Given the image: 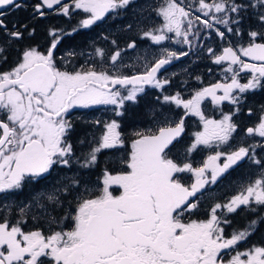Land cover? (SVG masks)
Segmentation results:
<instances>
[{
  "label": "snow or ice",
  "instance_id": "obj_1",
  "mask_svg": "<svg viewBox=\"0 0 264 264\" xmlns=\"http://www.w3.org/2000/svg\"><path fill=\"white\" fill-rule=\"evenodd\" d=\"M131 3L132 0H73L75 9L90 14L80 22L84 28L111 10L126 8ZM54 5H60L59 11L65 16L70 14L69 5L62 4L61 0H41L35 5L34 15L43 17L44 8L52 9ZM22 7H25L23 0H0V30L6 37L0 44V62H7L6 53L11 44L22 40L24 30H28L27 24L20 27L13 24L9 28L3 18L4 9ZM192 7L187 6L188 9ZM250 9L256 10L252 14L259 30L248 32L246 47L233 46L227 34H241V22ZM195 11L201 15H194L177 0H165L156 9L164 24L143 33L155 44L172 39L167 33H174L176 38H182L178 43L192 46L201 38L202 31L209 36L214 32L220 40L228 42L229 46L223 47L221 54L212 47H208L207 52L215 64L228 62L224 72L232 73L231 83L203 88L191 99H183L179 92L156 98L161 106L174 104L185 109V115H196L203 121L204 130L195 134L194 143L187 149L189 153L199 145L212 147L215 144L219 148L227 144L237 130L231 115L225 114L221 120L206 118L200 107L205 98L211 97L215 104L228 101L239 105L241 101L233 95L234 90L245 93L249 89L264 88V0H196ZM220 25L225 31L220 30ZM33 33L34 29L28 31L29 36ZM49 35L52 43L46 54L28 47L10 71L0 72V115L5 117L0 119V194H13L23 189L54 166L71 167L74 158L81 169L90 170L98 165L102 152L119 151L125 144L120 123L115 119L110 122L97 120L94 123L102 126L103 131L98 140L91 142L81 163L69 140L73 130L72 122L66 119L69 110L112 105L115 115L123 116L126 103H138V94L145 93V85L165 89L170 81L158 79L157 74L173 59L179 58L176 52L165 49L166 56L150 67L146 65V71L126 75L121 72L122 67H127L122 64L124 50L117 47L108 58L110 64L106 70L90 67L87 71H63L54 57L60 36L57 30H50ZM135 47V41L128 44L130 49ZM96 54L105 55L100 48L96 49ZM179 55L187 56L188 53ZM242 57L259 63H248ZM241 72L252 74L247 83L241 84L237 79ZM217 91H222L223 95L218 96ZM246 131L249 136L264 138V115L256 127ZM149 132L135 133L137 138L131 142V151L115 161L120 165L118 170L104 168L98 195H91L92 190L85 187L89 195L76 197L74 214L65 212L57 217L52 213L61 208L62 197L67 199L72 192L79 193L84 182L75 177L70 184L48 193L46 204L36 200L40 215L33 214L32 219L46 218L48 233L39 228L23 230L26 209L31 211L33 205L20 208L21 216L15 223L7 218L0 221V264H264V246L236 251L251 235L249 229L254 231L257 221H251L244 230L233 231L226 237L221 224L230 221L217 215V210L222 208L227 213H235L241 206L251 212L264 207V175L228 203L215 204L208 219L188 222L184 219L185 213L191 214L199 207L197 194L206 185L215 184L218 177L238 162L248 157L261 164L250 156L254 149L240 147L230 153L215 151L203 166L193 167L191 163L179 164L170 157L174 141L184 132L183 117L174 125ZM185 172L195 177L190 185L182 183L179 174ZM114 191H119V195H114ZM233 251L235 255H231Z\"/></svg>",
  "mask_w": 264,
  "mask_h": 264
},
{
  "label": "flooded vegetation",
  "instance_id": "obj_2",
  "mask_svg": "<svg viewBox=\"0 0 264 264\" xmlns=\"http://www.w3.org/2000/svg\"><path fill=\"white\" fill-rule=\"evenodd\" d=\"M25 7L17 10L15 8H6L4 9V20L9 28H12L13 24L17 27H20L22 24L28 25V30H24V38L20 41L13 42L8 52L7 62H0V72L10 71L18 62L22 52L28 47L38 48L42 53H47L50 43L51 36L49 35V29L54 27H62L59 32H63L60 35L59 43L54 49V57L56 61L61 59L65 55V48L69 47L76 49L77 62L73 64L75 71H87L90 67H94L95 70L101 71L106 70L110 64L109 57L116 50L117 47L124 50L122 54V64L127 67H122L121 72L126 75H135L146 71V63L143 58L141 60L134 59L133 54L136 50L144 47V43L149 42L146 37H141V34L129 33V29L125 26V22L128 23L131 20H143L145 15L143 11L134 12L131 9H158L161 5L164 4V0H155V1H146L138 0L132 1L130 7L127 6L123 9H114L106 13L104 17L96 21L93 25L84 28L80 27L81 21L85 18H88L90 14L84 13L82 9L72 8L73 0H61L62 4H68L70 7V14L65 16L62 12L59 11L60 5H54L52 9L44 8L45 15L43 17L34 15L35 5L41 3V0H23ZM193 6V5H192ZM196 6H193L192 9H189L193 12L194 15H201L195 11ZM122 10V11H121ZM130 10V12H129ZM157 13V12H156ZM131 15L132 17H128ZM253 14L250 13V17L245 18L241 22V26L244 24H251L254 26L257 21L256 18L252 17ZM254 23V24H253ZM76 25H79V30L75 29ZM250 26V27H251ZM202 28L203 26L200 25ZM221 31H225L223 25L218 26ZM99 28V29H98ZM34 29V33L29 36L28 31ZM75 29V31H73ZM204 32V31H202ZM201 38L194 42V45H185L183 43H178V45L171 44L172 41H162L160 44L152 45L153 48L160 47H170L174 49L177 47L183 52L188 53V62L189 64L183 68L184 63H177L174 66L166 67L158 73V79H168V74L171 71L179 73L174 79H170L168 85L165 86V89H155L158 96L162 98L163 95H175L177 92L180 93L183 99H191L196 91H199L203 88L210 87L216 83H231L232 73H225L224 69L228 67V62L225 61L222 64H215L213 58L207 52L208 47H212L217 54L222 53V48L227 47L228 42L220 40L215 33L209 34L204 32ZM228 35V41H231L233 46L243 45L247 46L248 43L242 42V37H247L246 34H240L239 36H234L231 34ZM107 38V39H105ZM191 39V37H189ZM6 37L4 36L2 30H0V44L4 43ZM116 41V44L113 45L112 41ZM135 41L136 47L134 49L128 48V44ZM101 43L100 47L106 49L105 55L102 57V60H98V55L96 54V49L99 47L98 43ZM260 42V41H257ZM156 46V47H155ZM89 48L88 50H85ZM131 53V54H130ZM124 55H128L126 59L123 58ZM72 56V55H71ZM248 63H259L258 61H253L248 57H242ZM100 64V65H99ZM237 67V66H233ZM72 68V69H73ZM71 69V70H72ZM165 75V77H164ZM250 72H241L237 79L241 84L247 83L251 78ZM199 77V79H197ZM147 87V85H145ZM175 87V91L172 92L171 88ZM169 88V89H168ZM169 90V91H166ZM166 91V94H164ZM217 95H223L222 91H217ZM233 95L240 98L239 105H233L228 101H223L219 104L212 102L211 97L205 98L201 102V111L208 119L221 120L225 114L232 116V122L237 125L236 132L232 133L231 138L227 144L220 145L219 148L214 144L212 147L199 145L195 150L197 154L193 156L209 154L211 151H222L225 153H230L236 151L240 147H248L254 149L250 151V156H254L255 160H260L261 164H257L254 160L249 159L248 157L244 158L242 161L238 162L237 165H234L227 173L222 174L218 177L215 184H208L200 193L197 194V200L199 207L191 214L185 213V222L190 220H205L209 218L211 209L215 204H225L231 200L232 196H235L234 190L238 188H245L249 184L253 183L256 179L261 178L264 175V155L261 156L260 152L264 151V138L259 136H249L247 134V128L256 127L260 121V117L264 115V88L249 89L245 93H239L238 90L233 91ZM146 102L145 99H140ZM150 104V103H149ZM159 114L157 115V120L163 122L166 119L167 123L159 124V127L167 126L168 124L174 125L175 122H178L181 117L184 119V132L180 137L177 138V141H174L176 150L173 158L184 159L188 156L187 149L195 141V134L197 132H202L204 130L203 121L199 116L188 114L185 115V109L182 107H177L176 105H163L159 103ZM143 108V107H142ZM239 109V111H237ZM251 109V113H249ZM90 112L91 109L84 110L83 107H75L69 110V113L66 115V119L70 120L73 124V130L69 135V140L73 144L74 149H90L91 142L94 140V130L90 123V115L85 114L84 112ZM144 112L147 111L146 108L143 109ZM81 116H86L87 119H84L85 125L77 123V119H82ZM3 115H0V119H4ZM149 119L142 122V124L147 123ZM84 138L88 139V142L81 144L80 141ZM126 139V137L124 138ZM125 146L121 149L126 150L130 147V142L125 140ZM186 149V150H181ZM78 150H75L76 156ZM206 154V155H207ZM203 156L202 160H194L191 164L193 167H201L206 161L207 156ZM224 157L221 158L220 163L223 162ZM190 160V159H189ZM112 163L106 162L105 167ZM104 167V168H105ZM97 169H93L89 174H94ZM87 171L80 168L77 165L71 167H65L62 165L54 166L50 169L49 173L43 175L42 178L33 180L26 184V186L17 190L13 194H0V221L7 218L12 223H15L17 219H20V209L19 203L26 205H33L31 211L26 209L27 215L24 217L26 223L22 224V228L25 232L34 231L38 228L43 230L45 233H48L49 227L46 218L39 220H33L32 215H40V209L35 206V201L39 200L40 203H47L46 195L53 190L62 187L63 185L70 184L71 178L75 177L80 178V173L84 175ZM182 180V183L185 185H190L191 180H193V175L191 173H180L179 174ZM210 178V172L207 174ZM193 183V182H192ZM84 195L88 196V193H82L80 189L79 193L73 192L67 197V199H62V206L60 209H57L56 212L52 213L57 217H61L65 212H71L74 214L76 207L77 199L76 197ZM96 195V194H91ZM209 198V199H208ZM70 202V203H69ZM217 215L221 219H227L230 221L228 224H221V227L224 228V235L230 236L233 231L244 230L251 221L256 220L257 223L254 226V231H251V235L246 241L241 242L236 251L242 252L243 250H248L254 246H264V238L261 234L264 231V220L261 217H264V207H259L257 211L251 212L245 209L244 206H241L237 209L235 213H227L226 209H218ZM65 224H70L65 221ZM64 225H61L63 227ZM55 230H59L56 225L52 226ZM67 230V229H66ZM235 254L233 251L231 255ZM227 258V257H226Z\"/></svg>",
  "mask_w": 264,
  "mask_h": 264
},
{
  "label": "rangeland",
  "instance_id": "obj_3",
  "mask_svg": "<svg viewBox=\"0 0 264 264\" xmlns=\"http://www.w3.org/2000/svg\"><path fill=\"white\" fill-rule=\"evenodd\" d=\"M132 1H138V0H132ZM149 1V0H146ZM151 1H155V0H151ZM178 3H181L182 6L186 7V10H189L187 8L188 5H193L196 6V0H177ZM165 3V0H164ZM74 6L72 5V8ZM130 7V5H129ZM137 12V11H143L144 12V19L143 20H131L130 22L126 23L125 22V26L128 27L129 29V33H134V34H141V37L144 38L143 33L145 31H151V30H155L157 28H160L163 24H164V20L161 16L157 15L156 11L153 9H137V8H133L131 9V11ZM122 11V10H121ZM256 10H252L250 9L246 14H245V18L250 17V13L255 12ZM130 12V10H129ZM128 17H132L131 15H128ZM253 18H255V16H252ZM245 20V19H244ZM254 24V23H253ZM129 25H131V28H129ZM251 24H249L247 26V24H244L241 26L242 31L241 34H246L247 37H242V42L248 43L249 41V37H248V32L249 31H255V30H259V25L256 23L254 26H251ZM81 27V25H80ZM185 27H186V22H185ZM62 27H54L50 30H61ZM77 30H79V25H76ZM99 29V28H98ZM61 33L63 32H59L58 31V35L60 36ZM204 32H202L203 34ZM167 35L169 37H172V39L166 40V41H172L171 44H175L178 45L177 40L182 39V38H176L174 36V33H167ZM232 35V34H231ZM149 40V42L144 43V47L136 50L135 53L133 54V58L134 59H139L141 60L143 58L144 62L146 63L147 66H151V64H153L156 60L163 58L164 56H166V52L165 49L167 51L170 52H176L178 55V59H173L170 64L166 65V67H170V66H174L177 63L181 64L184 63L185 65H182V68H185L189 62V58L188 56H180L179 54L183 51H181L180 49H178L177 47H175L174 49L172 48V46L170 47H160V48H153L152 45H155L153 41H151L150 38H147ZM51 43H52V37H51ZM50 43V44H51ZM101 43H98V48L103 49L104 53L106 51V49L101 48L100 47ZM186 45V44H185ZM156 47V46H155ZM89 48H86L85 50H88ZM65 55L62 56L61 59H58V61H56L57 66L60 68V70L63 71H75L74 68L72 67L73 64H76L77 62V58H75L76 56V49L74 48H65L64 50ZM69 53H73L72 56L69 55ZM131 54V53H130ZM128 55H124L123 58L126 59ZM98 60L101 61L102 57L98 56ZM100 65V64H99ZM73 68V69H72ZM72 69V70H71ZM100 71V70H99ZM179 73L175 72L174 70L171 71L168 74V79L169 81L173 82L170 79H174L176 77V75H178ZM158 75V74H157ZM159 76V75H158ZM165 77V75H164ZM164 80V79H162ZM156 88L147 85V87H145V93H141L138 94V103H133V102H127L126 103V109H125V114L123 116H116L115 112L113 111L114 106L112 105H92L89 107H83L84 110L86 109H91L90 112H84L86 115L89 114L90 116V123L92 125V128L94 130V139L98 140L100 137L101 132L103 131L102 126H98L96 125L94 122L99 120L101 122H110L111 120L115 119L117 120L120 125L121 128L119 129L122 134L123 137L128 140L130 142V147L126 150L120 149L119 151L116 150H106L104 152H102L99 155V163L96 167L90 169V170H86L87 172L82 175L80 173V178L82 179V181L84 183H82L80 185V189L82 190V193H85V187H87L88 189H91V194H96L98 195V189L100 187H102L101 185V181L103 179V170L105 167L106 162L112 163V166L109 165L108 168L110 170L116 171L120 168V165L118 163H115V161H117L119 158H123L126 157L127 154L131 151V142L133 139H136L137 137L135 136L136 132H144L146 134H150L149 130H151V132H155L157 130V127L159 126V124L162 123H167L166 119H163L165 121L163 122H159V120H157V115L159 114V103L157 102V99L155 98L157 94ZM158 89V88H157ZM169 89V88H168ZM172 92L175 91V87L171 88ZM169 91V90H166ZM166 91H164V94H166ZM140 99H145V101L140 100ZM150 103V104H149ZM143 107V108H142ZM146 108L147 111L144 112L143 109ZM82 119H77V123L85 125V121L84 119H87L86 116H81ZM148 120L147 123H143V121ZM83 141L88 142L87 138H84ZM85 145V144H84ZM125 146V145H124ZM74 150H78V154L77 157H80V162H83V156L84 154H86L90 149H74ZM181 150H186V149H181ZM176 150L172 149L171 153H170V157L173 158V156L175 155ZM197 154V150H193L191 153H188V156L184 159H176L173 158L177 163L179 164H183V163H192L194 160L198 159V161L202 160V157L205 155H201V157L199 156H193ZM210 155H214V152L211 151L209 154H207L206 156V160ZM260 155L263 156L264 155V151L260 152ZM190 159V160H189ZM77 165L79 166V164L76 162L75 158L72 161L71 166H75L77 167ZM93 169H97L96 172L94 174H89V172ZM82 170V169H81ZM195 177H193V180H191V183L194 182ZM71 183V181H70ZM243 188H238L236 190H234V193L237 195L239 194ZM73 193V192H72ZM114 195H119V191H114ZM234 197V196H232ZM231 197V198H232ZM209 199V198H208ZM229 202V201H228ZM226 202V203H228ZM225 203V204H226ZM25 207V204H20L19 203V209ZM208 219V218H206ZM205 219V220H206ZM263 235L264 238V231L261 233ZM243 243V242H242ZM240 251V249H239ZM247 251L246 249L243 250L242 252ZM241 252V251H240ZM235 255V254H233Z\"/></svg>",
  "mask_w": 264,
  "mask_h": 264
}]
</instances>
